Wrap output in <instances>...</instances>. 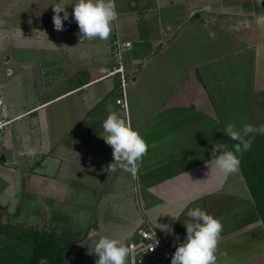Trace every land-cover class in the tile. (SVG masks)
Returning <instances> with one entry per match:
<instances>
[{
    "label": "crops",
    "instance_id": "0c3cea01",
    "mask_svg": "<svg viewBox=\"0 0 264 264\" xmlns=\"http://www.w3.org/2000/svg\"><path fill=\"white\" fill-rule=\"evenodd\" d=\"M16 2L1 16L16 12V18L20 11L32 23L6 32L15 58L5 62L0 84V198L11 187L8 171L22 176L19 214L27 197L44 210L66 204L78 185L80 209L94 212L82 247L98 241L113 216L118 227L129 228L122 243L148 222L176 250L186 238L187 210L200 208L223 224L216 264H264V224L241 169L225 175L209 164L215 143L233 151L223 132L227 123L264 124V0H251L252 6L249 0H116L120 32L133 43L124 57L132 127L149 145L135 177L109 171L112 149L102 138V122L121 115L113 32L107 41L81 38L72 15L77 0H63L69 18L62 31L52 19L61 0ZM25 2L32 5L28 15ZM27 148L35 155L20 157ZM8 206L0 202L10 215ZM126 212H132L129 222L122 219ZM71 243L68 251L78 242ZM68 251L64 264L74 252ZM87 258L86 252L71 264Z\"/></svg>",
    "mask_w": 264,
    "mask_h": 264
},
{
    "label": "clouds",
    "instance_id": "9594fccd",
    "mask_svg": "<svg viewBox=\"0 0 264 264\" xmlns=\"http://www.w3.org/2000/svg\"><path fill=\"white\" fill-rule=\"evenodd\" d=\"M65 9L63 0L53 5L52 19L57 31L63 30V22L69 18V13ZM61 13L63 16L60 15ZM72 15L78 25L81 38L87 40L107 41L114 29L119 27V13L116 10L115 0H77ZM102 128L106 134L102 138L111 147L114 161L109 165V171L114 172L119 168L135 177L149 149L146 140L133 129L129 121L115 112L110 113L102 122ZM223 132L235 142L234 151L227 150V145L224 143H215L209 164H214L225 175L236 174L240 170V158L237 153L242 155L251 149L255 136L264 135V124H245L242 128H237L235 123L229 122ZM18 155L32 157L35 155V149L21 150ZM187 216L189 219L184 222L186 238L176 247L171 264H216V252L223 231L221 220L200 208L188 209ZM161 227L173 233L170 226ZM176 239L178 240L179 237L176 236ZM147 247L151 251L155 246ZM92 252L98 257L96 264H128L132 248L118 239L102 236L94 243Z\"/></svg>",
    "mask_w": 264,
    "mask_h": 264
},
{
    "label": "rangeland",
    "instance_id": "374dc122",
    "mask_svg": "<svg viewBox=\"0 0 264 264\" xmlns=\"http://www.w3.org/2000/svg\"><path fill=\"white\" fill-rule=\"evenodd\" d=\"M16 1L17 0H0V84L6 78L7 75L6 66H4L5 62L8 60L9 57H11L12 61H14L15 58V49L12 43L14 42V40L10 41L8 39L10 37H7L6 32H9L10 30L14 31L15 26H19L20 24L24 23L25 26H29L30 23H32V20L30 19H22V17L20 16V11L19 13L17 12L16 18V12H11L8 15L1 16V13L4 14L7 11V5L11 4L10 7H14L17 5ZM247 4L249 6H252L251 0H249ZM31 6V3H24L23 12H26V15L29 14L28 12H30ZM11 11H13V9H11ZM248 21L252 23V25L255 24V20ZM2 22H5L6 27H2ZM28 38L31 39V37ZM232 74L235 75L234 72H232ZM237 75L239 74L236 73V76ZM251 76V68H248L246 80L250 81ZM28 81L31 82L30 79ZM250 86L251 85L249 83V87ZM29 95L32 96V93L30 92ZM13 100L15 102L14 98ZM259 102L260 101H257L256 104H259ZM251 103L249 107H251L252 104L254 106V103ZM1 110L2 107H0V114ZM13 126L11 128H13ZM2 171L5 170L2 169ZM12 172L14 171L7 172L8 176L11 175V177H7L11 187L7 192L3 194V197L0 198L1 203L9 205V210L11 209L10 213H12L10 215L6 214L5 212L7 211V209H4L2 210L3 216L0 217V230L1 228L8 229L5 231H0V264H25L24 257L27 256L26 254L29 252V243H27V241H25L24 239H22V241L18 240L20 239V236L11 233L16 231L20 232L21 229L28 228L37 230V227L39 226L40 227L38 228V230L42 231L43 229H47L49 230V233H54L55 235L57 234L58 236H61L63 240L67 243L78 242L76 246L73 247V249H70L74 252L70 255V260L68 264H71L75 261L79 263V255H84L86 254V252L88 253V258L84 260L82 264H96V260L98 259V257L95 255L94 252H92L94 244H90L87 247H84V245L83 247L81 246V244H83L81 242V239L85 237L86 233L89 230V225L92 222L94 212H85L80 209L81 206L79 204L78 185L74 186L71 189V192L68 196L69 200L66 204L57 203V205L54 208H51V210H44V207L42 208L40 204L37 205V202L35 201L28 202L27 200L29 197H27L23 213L18 214L15 217V213H17L18 209L21 208V199L24 195L22 186V176L18 175L17 173L12 174ZM0 190H4L3 181H0ZM131 213L132 212H126L125 214L129 215L123 216L122 219L129 222V220L132 219ZM133 214L136 220H140V218H142L141 212L138 207L135 208ZM118 222L119 220L117 218L113 216H108V221L106 222L108 226H105V228H103L104 232H102L101 237L108 236L110 238H115L119 240V236L129 228L118 227V225H116ZM120 222L122 221L120 220ZM137 226L140 225L137 224ZM115 231H117V233H115ZM132 238H134L135 241L138 240V238L136 236L134 237V235ZM79 247H82L80 251L78 250ZM70 250L67 252V256H69ZM138 259L141 260V263L138 264H148L149 260H151V257L148 258V256H140L138 257ZM128 264H130V256L128 258Z\"/></svg>",
    "mask_w": 264,
    "mask_h": 264
},
{
    "label": "trees",
    "instance_id": "16d2710c",
    "mask_svg": "<svg viewBox=\"0 0 264 264\" xmlns=\"http://www.w3.org/2000/svg\"><path fill=\"white\" fill-rule=\"evenodd\" d=\"M234 145L235 142L232 141L233 151ZM237 155L240 158L239 167L255 203L257 213L264 224V135H256L251 149L242 155L239 153ZM2 210L4 209L1 208L0 217L3 216ZM19 213L17 212L16 215ZM5 230L8 229L1 228L0 231ZM11 234L18 235L20 236L18 240L24 239L29 243V252L24 257L25 264H64L65 253L73 245L58 235L30 228L21 229L20 232L16 231ZM153 255L155 256L151 264H171V258L165 253L157 252Z\"/></svg>",
    "mask_w": 264,
    "mask_h": 264
},
{
    "label": "built area",
    "instance_id": "2783aa9c",
    "mask_svg": "<svg viewBox=\"0 0 264 264\" xmlns=\"http://www.w3.org/2000/svg\"><path fill=\"white\" fill-rule=\"evenodd\" d=\"M116 10L118 12L117 5ZM113 34V57L117 62V68L115 69L113 74H117L120 76V89L119 95L116 98V104L121 112L120 117L129 121L132 126L127 90L130 81V74L126 71L124 57L125 54L133 48V43L123 38L119 27L114 29ZM2 127L3 125H0V128ZM135 236L138 238L137 241H135L134 238H131L128 242V245L132 248V253L130 255V264L141 263V260L138 259V257L140 256L145 257L153 255L157 252H163L167 256L172 258V255L175 252V244L173 243V240H171L172 238L162 233L157 227L148 222H144L136 230L134 237ZM148 245L155 246L154 250L149 251L147 247Z\"/></svg>",
    "mask_w": 264,
    "mask_h": 264
}]
</instances>
